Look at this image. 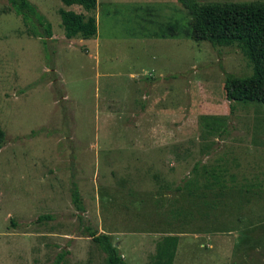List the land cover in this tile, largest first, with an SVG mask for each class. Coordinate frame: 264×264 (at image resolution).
Here are the masks:
<instances>
[{"label":"rangeland","instance_id":"374dc122","mask_svg":"<svg viewBox=\"0 0 264 264\" xmlns=\"http://www.w3.org/2000/svg\"><path fill=\"white\" fill-rule=\"evenodd\" d=\"M27 1L51 37L0 0V264H105L90 231L125 264H264V107L222 88L240 51L189 39L175 0ZM60 9L95 34L66 39Z\"/></svg>","mask_w":264,"mask_h":264},{"label":"trees","instance_id":"16d2710c","mask_svg":"<svg viewBox=\"0 0 264 264\" xmlns=\"http://www.w3.org/2000/svg\"><path fill=\"white\" fill-rule=\"evenodd\" d=\"M186 12L189 20L186 34L193 41H204L212 47L235 46L250 66L249 76L240 78L225 74L223 92L231 113L233 104H258L264 107V3L232 2L224 4L198 3L196 0H175ZM66 5H77L86 12L93 11L96 0H61ZM10 8L27 24L32 19L38 29L37 36L49 39L51 37L50 25L37 15L35 8L27 0H8ZM60 26L66 39L77 35L82 38L93 36L96 32L95 19L92 16L84 17L81 13L73 11H58ZM32 34L36 35V32ZM4 134L0 129V149L3 146ZM197 164L191 168L196 173ZM211 181L205 180L202 189L211 186L219 190L223 188L218 177L209 174ZM213 179V180H212ZM187 183L186 188L196 190L195 183ZM180 187L176 186L175 190ZM216 195V194H215ZM73 207L82 212L81 202L76 189L70 193ZM41 216L39 219H47ZM87 232V231H86ZM90 240L104 255L105 264H125L108 235L87 232ZM61 256L58 255L54 264H58ZM151 264H170L161 244L155 248Z\"/></svg>","mask_w":264,"mask_h":264}]
</instances>
